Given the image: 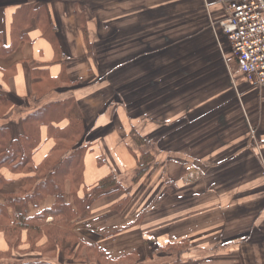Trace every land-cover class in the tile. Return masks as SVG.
<instances>
[{"label": "crops", "instance_id": "obj_1", "mask_svg": "<svg viewBox=\"0 0 264 264\" xmlns=\"http://www.w3.org/2000/svg\"><path fill=\"white\" fill-rule=\"evenodd\" d=\"M224 11L216 0H0V94L11 102L0 126L17 138L28 116L66 104L67 113L41 126L33 164L72 115L83 134L70 149L86 152L83 182L73 192L65 180V201L74 206L75 193L110 174L122 185L73 220L74 243L62 241L60 259H41L264 264V87L239 71L219 25ZM133 130L154 140V161L138 181ZM1 174L4 202L29 174ZM55 203L47 195L27 214ZM9 212L14 218L18 206ZM8 248L0 231V250ZM87 248L92 260L83 259ZM36 259L14 251L10 261Z\"/></svg>", "mask_w": 264, "mask_h": 264}, {"label": "trees", "instance_id": "obj_2", "mask_svg": "<svg viewBox=\"0 0 264 264\" xmlns=\"http://www.w3.org/2000/svg\"><path fill=\"white\" fill-rule=\"evenodd\" d=\"M10 103L4 94H0V118L7 114ZM56 105L59 104L40 109L24 119L23 129L17 138L12 136L8 127L0 126V187L5 182L1 174L3 167L29 174L20 192L7 194L5 201L0 202V231L4 233L9 245L7 250H0V264H58L41 258L49 256L60 259L58 252L62 248L63 239L73 238L72 230L67 225L73 222L79 213L89 210L94 199L122 187L117 177L110 174L90 190H85L81 198L76 199L75 193L74 206L65 201V180H70L73 192H76L83 182V156L86 152L84 148L70 149L71 142L79 136L78 134H83V121L72 115L66 127L61 130L53 129L55 145L47 157L39 165L33 164L32 154L40 144L41 126L69 111L66 104L59 107ZM132 137L140 148L147 143V137L136 130L132 131ZM138 159V170L133 178L135 181L149 170L154 156L145 150L139 154ZM47 195L56 196L53 208L33 217L28 216V206L37 205ZM15 206L20 209L12 218L9 208ZM49 217L53 218L50 224L47 222ZM24 245L28 247L25 248ZM14 251L19 254H37L39 259L12 263L10 259ZM89 252V256H94L87 248L88 258Z\"/></svg>", "mask_w": 264, "mask_h": 264}, {"label": "built area", "instance_id": "obj_3", "mask_svg": "<svg viewBox=\"0 0 264 264\" xmlns=\"http://www.w3.org/2000/svg\"><path fill=\"white\" fill-rule=\"evenodd\" d=\"M224 7L219 21L237 57L239 71L264 87V3L262 0H216Z\"/></svg>", "mask_w": 264, "mask_h": 264}, {"label": "rangeland", "instance_id": "obj_4", "mask_svg": "<svg viewBox=\"0 0 264 264\" xmlns=\"http://www.w3.org/2000/svg\"><path fill=\"white\" fill-rule=\"evenodd\" d=\"M220 21V20H219ZM97 58H99V59H104L105 58V55H99V56H97ZM179 59H181V60H183V62H186V60H189V61H192L193 59H194V57H189V56H181V57H179ZM237 68V67H236ZM234 70H235V67L233 68ZM153 142H154V140H150L149 138H147V143H145L144 145H142L141 146V148H140V154L143 152V151H150L151 152V148H152V144H153ZM152 154H153V151L151 152ZM123 180L124 179H126L125 178V176H123V178H122ZM18 208L20 209V207L18 206ZM81 213H79L78 215H80ZM77 215V216H78ZM75 219V218H74ZM73 219V220H74ZM41 224H43L44 222H40ZM50 224V223H49ZM59 225V224H58ZM67 227L69 228V229H73V227H74V222H71V223H69L68 225H67ZM63 240H65L63 243H68V242H70V241H72L73 240V238H72V240H70V239H68V240H66V239H63ZM70 240V241H69ZM74 243V242H73ZM72 243V244H73ZM71 247V244L69 245V247L68 248H70ZM67 248V249H68ZM67 255H69V252L67 251ZM91 252H89L88 253V256H89V254H90ZM62 256V255H61ZM83 257H85L84 258V260H92V258L91 257H94V256H89V258L87 257V254H86V251L84 252V256ZM69 258L70 259H73V256L72 255H69ZM79 258H81V254H80V256L78 257V259ZM95 258V257H94ZM52 259H55L56 261H57V258L55 257V258H53L52 257ZM11 262L12 263H14V261H12L11 260ZM68 262V261H67ZM68 264V263H67Z\"/></svg>", "mask_w": 264, "mask_h": 264}, {"label": "water", "instance_id": "obj_5", "mask_svg": "<svg viewBox=\"0 0 264 264\" xmlns=\"http://www.w3.org/2000/svg\"><path fill=\"white\" fill-rule=\"evenodd\" d=\"M263 1V3H264V0H262Z\"/></svg>", "mask_w": 264, "mask_h": 264}]
</instances>
